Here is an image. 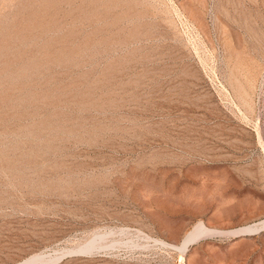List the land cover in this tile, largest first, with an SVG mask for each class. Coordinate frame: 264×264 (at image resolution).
<instances>
[{"label": "rangeland", "instance_id": "374dc122", "mask_svg": "<svg viewBox=\"0 0 264 264\" xmlns=\"http://www.w3.org/2000/svg\"><path fill=\"white\" fill-rule=\"evenodd\" d=\"M0 264H264V0H0Z\"/></svg>", "mask_w": 264, "mask_h": 264}, {"label": "bare ground", "instance_id": "6f19581e", "mask_svg": "<svg viewBox=\"0 0 264 264\" xmlns=\"http://www.w3.org/2000/svg\"><path fill=\"white\" fill-rule=\"evenodd\" d=\"M253 226V225H252ZM255 226H253L252 228H254ZM247 231H250V228H248V230Z\"/></svg>", "mask_w": 264, "mask_h": 264}]
</instances>
